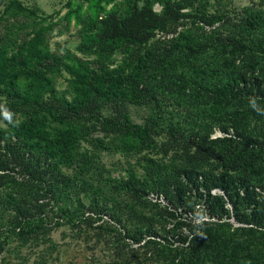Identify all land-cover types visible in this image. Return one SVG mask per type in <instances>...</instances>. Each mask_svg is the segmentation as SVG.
Here are the masks:
<instances>
[{"label":"trees","instance_id":"trees-1","mask_svg":"<svg viewBox=\"0 0 264 264\" xmlns=\"http://www.w3.org/2000/svg\"><path fill=\"white\" fill-rule=\"evenodd\" d=\"M25 2L0 0V264L62 227L113 264H264V0Z\"/></svg>","mask_w":264,"mask_h":264},{"label":"rangeland","instance_id":"rangeland-1","mask_svg":"<svg viewBox=\"0 0 264 264\" xmlns=\"http://www.w3.org/2000/svg\"><path fill=\"white\" fill-rule=\"evenodd\" d=\"M27 5L35 6L39 10L43 11L45 15L49 17V22H57L59 17L65 12V4L68 0H25ZM249 0H232L236 7L244 6ZM60 14H59V13ZM61 26H55L52 33L49 34V41L51 47L58 48V46H68L69 42H72L75 32L74 28H71L65 34H59ZM131 118L133 121L140 123L145 115L144 110L136 107H131ZM118 157H105L104 161L108 167L118 162ZM71 233L65 228L56 229L52 234V240L59 245L56 252L52 254L51 259H48L47 264H113L112 258L107 251L101 250L100 247H92V243L86 244L75 241L71 238ZM59 258H54L58 256ZM34 257L31 258L29 264L34 261Z\"/></svg>","mask_w":264,"mask_h":264}]
</instances>
